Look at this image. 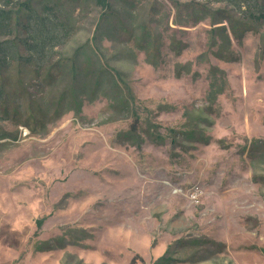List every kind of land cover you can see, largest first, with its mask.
<instances>
[{
	"label": "rangeland",
	"instance_id": "374dc122",
	"mask_svg": "<svg viewBox=\"0 0 264 264\" xmlns=\"http://www.w3.org/2000/svg\"><path fill=\"white\" fill-rule=\"evenodd\" d=\"M21 1L0 0V264H264V0Z\"/></svg>",
	"mask_w": 264,
	"mask_h": 264
},
{
	"label": "trees",
	"instance_id": "16d2710c",
	"mask_svg": "<svg viewBox=\"0 0 264 264\" xmlns=\"http://www.w3.org/2000/svg\"><path fill=\"white\" fill-rule=\"evenodd\" d=\"M32 0H23L21 2H19L20 4V8L22 10H25L26 12H29L28 10L30 9V2ZM96 2V4L102 6V7H109L108 4V0H94ZM256 11V16L254 15L253 17L255 18V22H259V21H263L264 20V11L262 8H258L255 10ZM11 13L8 10L2 9L0 8V31L1 30H5L10 28V24L13 20V16L10 15ZM37 53H42V51H35ZM9 56V57H8ZM7 57L10 59H12V55L10 56V54ZM7 60L3 59L0 56V70L3 68L2 66L5 65V62ZM28 61L31 62V60L29 59ZM8 62V61H7ZM1 72V71H0ZM93 75H95V73H93ZM74 83V81H73ZM91 88V85L89 86ZM115 87L117 88V85H115ZM102 88V80H101V76L100 75H95L94 76V80H93V88H92V92L95 95V93L97 91H100V89ZM119 93L118 95H116L114 97V99H111V103L112 106L116 105L117 108H119V110H127L128 112H131V102L134 100V97L132 95V92L129 88H123V89H118ZM223 91V85L222 84H217L216 82L211 83L210 84V91H209V100L212 102L216 96L218 94H220ZM81 103L78 106L77 110L80 109ZM133 125V124H132ZM131 125L130 128V135L132 133L135 132V128H133V126ZM41 221L38 222V224L40 225Z\"/></svg>",
	"mask_w": 264,
	"mask_h": 264
},
{
	"label": "built area",
	"instance_id": "2783aa9c",
	"mask_svg": "<svg viewBox=\"0 0 264 264\" xmlns=\"http://www.w3.org/2000/svg\"><path fill=\"white\" fill-rule=\"evenodd\" d=\"M29 134V132L25 128H20V135L22 137H26Z\"/></svg>",
	"mask_w": 264,
	"mask_h": 264
}]
</instances>
